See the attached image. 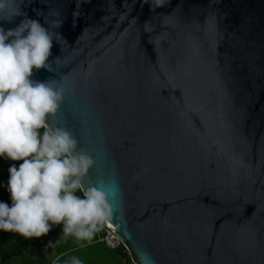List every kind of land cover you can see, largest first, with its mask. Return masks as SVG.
I'll return each mask as SVG.
<instances>
[{
	"label": "water",
	"instance_id": "95a60500",
	"mask_svg": "<svg viewBox=\"0 0 264 264\" xmlns=\"http://www.w3.org/2000/svg\"><path fill=\"white\" fill-rule=\"evenodd\" d=\"M0 5L5 31L53 34L31 79L64 90L53 123L94 158L133 264H264V0Z\"/></svg>",
	"mask_w": 264,
	"mask_h": 264
},
{
	"label": "clouds",
	"instance_id": "9594fccd",
	"mask_svg": "<svg viewBox=\"0 0 264 264\" xmlns=\"http://www.w3.org/2000/svg\"><path fill=\"white\" fill-rule=\"evenodd\" d=\"M52 48L53 34L38 20L0 27V157L23 161L8 169L12 203L0 202V230L30 239L62 224L65 236L91 240L111 219L109 194L99 182L84 184L94 158L86 149L77 151L73 135L53 123L64 90L55 81L31 79L33 69L51 71Z\"/></svg>",
	"mask_w": 264,
	"mask_h": 264
},
{
	"label": "trees",
	"instance_id": "16d2710c",
	"mask_svg": "<svg viewBox=\"0 0 264 264\" xmlns=\"http://www.w3.org/2000/svg\"><path fill=\"white\" fill-rule=\"evenodd\" d=\"M22 162L0 157V202L9 206L8 169L12 165L18 168ZM76 194L82 196L80 191ZM103 236L101 227L91 240H78L74 235L65 236L62 224L52 225L47 235L30 239L0 230V264H72L77 259L81 264H133L123 245L111 250Z\"/></svg>",
	"mask_w": 264,
	"mask_h": 264
},
{
	"label": "built area",
	"instance_id": "2783aa9c",
	"mask_svg": "<svg viewBox=\"0 0 264 264\" xmlns=\"http://www.w3.org/2000/svg\"><path fill=\"white\" fill-rule=\"evenodd\" d=\"M114 228L108 223L102 227V234L104 235L102 240L106 246L111 250H116L122 246V240L113 232Z\"/></svg>",
	"mask_w": 264,
	"mask_h": 264
}]
</instances>
